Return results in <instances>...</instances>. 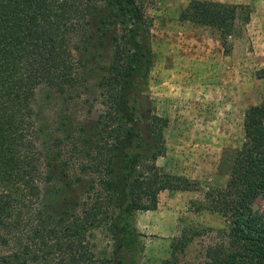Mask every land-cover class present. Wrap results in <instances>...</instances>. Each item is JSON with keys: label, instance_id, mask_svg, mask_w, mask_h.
I'll return each mask as SVG.
<instances>
[{"label": "trees", "instance_id": "trees-1", "mask_svg": "<svg viewBox=\"0 0 264 264\" xmlns=\"http://www.w3.org/2000/svg\"><path fill=\"white\" fill-rule=\"evenodd\" d=\"M237 9L192 0L181 17L226 37ZM147 30L136 0H0V264H133V214L156 209L164 190L196 187L156 164L163 121L150 115ZM108 41L103 109L90 124L60 114L48 144L39 101L55 94L89 105L81 94ZM256 76L264 78V67ZM243 131L226 184L204 192L203 208L230 222L229 249L201 264H264V209H253L264 193V98L247 109ZM43 183L52 188L48 201ZM80 184L83 197L65 195ZM102 226L114 247L100 257L92 231Z\"/></svg>", "mask_w": 264, "mask_h": 264}, {"label": "rangeland", "instance_id": "rangeland-1", "mask_svg": "<svg viewBox=\"0 0 264 264\" xmlns=\"http://www.w3.org/2000/svg\"><path fill=\"white\" fill-rule=\"evenodd\" d=\"M136 1L144 11L152 55L146 85L150 115L163 121L164 150L156 164L196 187L158 195L161 212L170 213L161 217L169 222L176 219L170 236L161 234L166 229L159 222L154 232L139 231L136 215L144 210L133 214L137 231L133 264H201L229 249L230 222L203 208L204 192L226 184L233 155L244 142L245 113L264 98V78L256 76L264 67V0H205L238 6L234 28L226 37L214 26L181 17L192 0ZM112 54L108 41L81 94L89 105L66 102L55 94L50 103L39 101L41 121L49 128L48 144L60 133V114L74 113L77 121L87 124L96 120L103 109L98 102L99 83ZM146 123L145 118L144 128ZM85 186L74 185L65 195L80 199ZM51 189L41 185L42 201L50 198ZM253 209H264V193L255 198ZM92 242L97 256L111 255L114 242L105 227L93 229Z\"/></svg>", "mask_w": 264, "mask_h": 264}, {"label": "crops", "instance_id": "crops-1", "mask_svg": "<svg viewBox=\"0 0 264 264\" xmlns=\"http://www.w3.org/2000/svg\"><path fill=\"white\" fill-rule=\"evenodd\" d=\"M159 194H160L159 196H161L163 192H160ZM160 200L161 198L159 197L158 205L156 209L144 210L142 213H139L138 215H136V227L138 228L139 231L154 232V228L157 226L156 222H159L160 225H162L166 229V231L162 232L161 234L166 235V236H170L171 234H173V231L176 227V219L172 222H169L168 219H163L161 217V216H164L167 218L170 216V213L161 212V206H160L161 201ZM160 213L162 215H160Z\"/></svg>", "mask_w": 264, "mask_h": 264}]
</instances>
